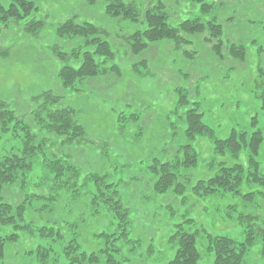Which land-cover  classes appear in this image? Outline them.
<instances>
[{
	"label": "rangeland",
	"instance_id": "374dc122",
	"mask_svg": "<svg viewBox=\"0 0 264 264\" xmlns=\"http://www.w3.org/2000/svg\"><path fill=\"white\" fill-rule=\"evenodd\" d=\"M28 1L36 4L37 12L11 21L0 32V98L10 109L23 113L33 96L56 90L62 96L61 106L76 111L86 137L69 150L81 170L76 187L42 166L32 167L19 188L3 192L0 201L24 206L17 225L27 227L0 226V239H4L0 264H68L63 247L73 234L81 249L94 251L100 264H105V254L99 252L105 248L104 242L93 234L112 230V214L103 211L99 216L92 211L87 193L93 192V184L86 180L88 173L106 175L129 209L130 238L138 244L131 242L114 252L117 264H167L174 254L168 239L176 225L197 234L198 264L213 261L204 234L244 240L240 214L258 216L254 224L264 228V186L258 183L245 179L239 194L216 193L208 198L193 194L198 180L213 175L212 163L239 164L248 172V152L243 149L237 158L216 155L207 136L186 139L184 121L185 112L197 108L215 138L225 139L232 130L249 137L259 130L263 140L255 159L264 175V0H206L211 4L206 13L200 3L191 0H161L172 26L194 18L204 22L214 19L220 24L221 57L214 55L211 47L215 42L204 40V34L182 35L186 42L180 44L157 42L133 57L125 39L138 26L112 21L104 12V0L93 4L86 0ZM124 1L140 7L155 5L158 0ZM2 3L7 6L9 2ZM33 17L43 22L34 36L24 30ZM67 19L92 23L109 33L115 42L113 63L119 66V74L109 72L94 81L77 82L75 90H61L56 77L61 63L52 52L54 47L64 50V40L56 36L55 29ZM232 44L244 46V60L230 55ZM178 90L188 99L182 108H177ZM17 134L12 125L9 132L0 133V157L21 149ZM187 144L196 153L197 164L180 180L185 192L155 194L152 167L172 160ZM247 193L253 197L245 198ZM42 227L52 229L39 233ZM13 234L16 238L10 240ZM261 248L257 234L244 263L264 264Z\"/></svg>",
	"mask_w": 264,
	"mask_h": 264
},
{
	"label": "trees",
	"instance_id": "16d2710c",
	"mask_svg": "<svg viewBox=\"0 0 264 264\" xmlns=\"http://www.w3.org/2000/svg\"><path fill=\"white\" fill-rule=\"evenodd\" d=\"M3 1L9 3L4 6L0 0V32L11 21L26 19L38 10L32 1ZM104 1V12L112 21L125 20L138 26L125 39L128 53L133 57L139 56L157 42L180 44L186 42L182 35L201 34L206 36L204 40L215 42L211 49L214 55L221 57L223 29L214 19L204 22L194 18L172 26L167 22L165 5L161 0H158L155 5L145 4L140 7L124 0ZM191 1L200 3L203 13L211 7V4L205 3L206 0ZM94 2L95 0H86L87 4ZM42 25V20L33 17L24 24V30L34 36ZM55 34L64 40L61 43L64 50L54 47L52 52L61 63L56 74L61 90H75L77 82L94 81L109 72L119 74V66L113 63L115 42L105 29L92 23L78 24L72 19H67L57 25ZM229 52L238 60L245 58L243 45L232 44ZM76 63L77 66H74ZM141 63L144 65L145 60ZM178 94L177 108H182L188 104V99L182 90H178ZM61 102L62 96L56 90L42 91L31 98L30 103L23 107V113H21L10 109L9 104L0 98V133L9 132L12 125L22 142L21 149L13 150L0 157V198L5 190L24 183L32 167L51 168L58 175V179L64 183L71 184L73 187L78 184L81 170L70 157L69 150L85 140L86 131L77 121L76 111L61 106ZM184 121L186 139L192 141L197 136H207L212 141L216 155L228 154L237 158L243 149L248 152V172L245 173L243 166L239 164L227 166L219 162L214 166L212 163L213 175L198 180L192 187L193 194L201 198H208L216 193L239 194L245 179L247 183H258L264 186V175L260 174L258 162L255 159L263 140L259 130L249 137L243 131L232 130L225 139L215 138L212 130L202 121V114L197 111V108L186 111ZM196 164V153L189 144L180 147L172 160L164 163L156 162L152 167L153 192L158 195L168 192L182 195L186 186L180 180L185 179L184 172L195 167ZM85 176H87L86 180L93 184V192L87 193L90 197L89 205L93 207L92 211L98 215L105 214L103 211L112 214L110 219L111 225L114 226L112 230L93 234L95 239L104 242L105 248L100 249L99 252L105 254V264H117V259L113 256L114 252H120L122 246H127L131 242L134 245L138 244L137 240L130 238L129 209L122 203L116 184L109 182L106 175L88 173ZM244 197L251 199L253 194L247 193ZM231 207L234 208V206ZM23 211L24 206L21 204L11 205L9 202L0 201V226L14 225L21 229L27 227L17 225V219H22ZM257 218L258 216L250 214H240L238 220L244 226L242 242H236L225 236L204 234L206 249L213 253L212 264H245L244 256L254 245L257 234L261 237V252L264 256V228L256 227L253 220ZM51 229V227H42L39 233ZM196 236V233L186 232L180 225H176L168 239L169 244L174 248V254L167 264H198L201 255L196 247ZM15 238L14 234L9 236L10 240ZM3 241L4 239L1 238L0 245H3ZM63 251L68 264H100L98 254L94 251L87 253L81 249L74 234L64 244Z\"/></svg>",
	"mask_w": 264,
	"mask_h": 264
}]
</instances>
